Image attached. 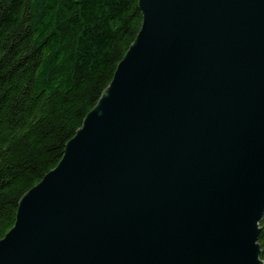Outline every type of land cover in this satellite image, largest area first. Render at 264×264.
I'll list each match as a JSON object with an SVG mask.
<instances>
[{
  "label": "water",
  "instance_id": "1",
  "mask_svg": "<svg viewBox=\"0 0 264 264\" xmlns=\"http://www.w3.org/2000/svg\"><path fill=\"white\" fill-rule=\"evenodd\" d=\"M141 28L0 264H264V0H138Z\"/></svg>",
  "mask_w": 264,
  "mask_h": 264
},
{
  "label": "trees",
  "instance_id": "2",
  "mask_svg": "<svg viewBox=\"0 0 264 264\" xmlns=\"http://www.w3.org/2000/svg\"><path fill=\"white\" fill-rule=\"evenodd\" d=\"M142 24L138 0H0V241L62 160ZM258 243L264 263V217Z\"/></svg>",
  "mask_w": 264,
  "mask_h": 264
}]
</instances>
